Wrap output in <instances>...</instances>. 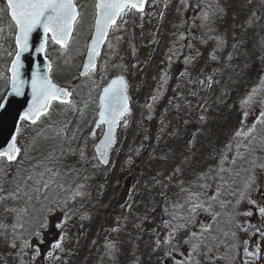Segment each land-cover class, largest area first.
Returning <instances> with one entry per match:
<instances>
[{
	"label": "snow or ice",
	"instance_id": "1",
	"mask_svg": "<svg viewBox=\"0 0 264 264\" xmlns=\"http://www.w3.org/2000/svg\"><path fill=\"white\" fill-rule=\"evenodd\" d=\"M247 2L251 6L253 0ZM2 3L0 19L8 18L14 50L7 52L11 57L9 75L0 73L10 85L8 95L0 98V111L7 110L10 97L25 95V85L31 88V99L16 113L13 131L0 145V264H69L80 255L81 241L88 236L85 224L95 218L93 210H103L107 220L111 205L98 199L107 181L98 186L92 182L114 168L110 154L120 143L118 129H128L134 116L130 85L123 74L127 66L105 60L102 79L109 68L123 71L101 88L94 79L99 71L97 61L103 55H118L119 43L125 39L118 33L127 32L130 20L135 24L137 17L143 28L145 17L153 14L148 9L156 8L157 0H95L91 13L89 6L78 0ZM261 3L264 5V0ZM171 5L172 0H165L164 9ZM229 9L228 0H179L176 11L181 19L174 26L177 30L172 33L167 65L159 76V87L144 107L150 113L146 119L152 120L164 85L173 78L175 57L182 62L176 91L181 84L191 86L188 95L202 110L196 118L200 127L182 145L167 146L165 141L166 147L158 153L169 127L161 118L156 146L148 156L160 166L139 188L133 185V191L118 205L121 212L107 226L101 223L83 264H145L140 241L146 234L150 237L145 244L147 257L149 262L154 258L155 264H264V75L240 101V126L222 147L208 153L206 159L213 163L201 166V149L196 146L198 136L205 134L212 119L207 98L200 102L202 94L219 91L216 104L226 102L233 78L238 81L250 67L244 34L262 19L252 9L237 24V14H230ZM230 15L232 24L228 25ZM159 18L164 21V11L159 12ZM37 30L42 36L34 50L45 54L46 71L42 73L37 64L31 78L25 79L22 56L33 50L31 41ZM89 33L81 45L80 37ZM50 43L59 46L65 64L86 50L79 72L91 85L86 98L77 100L79 93L53 82L50 73L54 65L46 55ZM104 46L107 53H102ZM256 46L262 53L258 60L264 65V37ZM131 50L135 55L134 45ZM94 88L100 89L96 99L92 97ZM168 103L172 105V99ZM185 105L190 117L192 101L185 99ZM173 106L178 111L181 108L180 104ZM256 111L255 120L246 124ZM192 122L190 118L183 120L185 126ZM29 128L33 135H26ZM98 130L102 137L96 142ZM167 135L177 142L182 139L178 129ZM143 139L151 137L144 135ZM144 147L141 143L130 151L139 156ZM127 163H133L131 155ZM137 193L142 197L139 201L135 199ZM141 205L143 211L139 210ZM254 218H258L255 223ZM101 233L105 234L102 243ZM241 233L249 238L242 240ZM121 234L128 236V244L120 239Z\"/></svg>",
	"mask_w": 264,
	"mask_h": 264
},
{
	"label": "rangeland",
	"instance_id": "2",
	"mask_svg": "<svg viewBox=\"0 0 264 264\" xmlns=\"http://www.w3.org/2000/svg\"><path fill=\"white\" fill-rule=\"evenodd\" d=\"M78 2L82 5H88V11L90 13L94 11L92 6L94 5L95 0H78ZM164 2L165 0H157V7L148 9V11L153 14L151 17H145L143 28L140 27L141 22L137 17L135 24L130 20L127 25V32L118 33L125 37V39L119 43L118 55L111 57L103 55L99 59V71L96 73L94 79L96 84L100 85L101 88L110 78L123 71L122 69L109 68L107 76L102 79L101 77L104 73L103 65L105 60H109L110 63H122L127 66V70L123 71V74L130 85L129 95L132 101L134 116L131 126L128 129H118L120 143L110 154V158L114 161V168L109 171L106 177L102 175L98 180H93L92 182L94 185L98 186L99 184H104L105 180L107 181L103 190V195L98 197L102 203L111 205L108 210L107 220H104L105 213L103 210H93L95 216L94 220L91 223L86 222L85 224V227L88 229V236L86 240L81 241L84 246L80 249V255L73 258L69 264H83L84 257L88 254V246L91 240L97 239L96 234L100 229L101 223H104L105 226H107L113 217L121 212L118 205L123 203L127 195L133 191V185H136L137 188H139L143 185L145 180H148L149 176L153 174L156 168L160 166L159 162H150L148 156L152 151V147L156 146L157 142L155 137L159 134V130L162 127L160 123L161 118H163L164 123L168 124L169 127L166 130L159 147H157L158 153L160 149L166 147L165 141L167 142V146H174L178 143L182 145L187 141L188 137L200 127L196 122V118L202 110L197 106V100L188 95V89L191 86L181 84L179 92L176 91L177 84L180 83L177 76L182 62L177 61L175 57H173L171 69V75L173 78L164 85V95L156 102L154 113H151L153 119H146L150 113L144 105L150 102V96L154 94L159 87V76L167 65L166 56L168 54V48L171 46V41L173 40L172 33L177 30L174 26L179 24L181 19L180 14L176 11V6L178 5L179 0H172V5L166 10L164 9ZM228 3L230 4V14L232 12L237 14V24L241 23L250 14L252 9H254L262 19L257 26L250 28L246 34H244V39L247 40V51L250 54V58L247 60L250 67L246 74L239 78L238 81L235 77L233 78L235 82L229 85L231 91L226 98V102L220 106L216 104V97L220 95L219 91L215 93L205 92L202 94L200 102L203 103V98H207L209 106L208 110L212 119L204 129L205 134L198 136V143L196 146L201 149L200 154H204L202 158L199 155V158L202 161L201 166H204L207 163H213V161L206 159L208 153L211 152L213 148L222 147L232 136L234 130L240 126L239 122L242 112L240 101L257 85L259 77L264 75V65L258 60V57L262 55V53L256 46L257 41H259L261 37H264V29L261 28V25H264V5H262L261 0H253L251 6L248 5L247 0H228ZM160 11L165 12V19L163 22H161L159 18ZM191 15V12L187 14L189 18ZM227 24H232L231 15L229 16ZM229 31L231 32V28H229ZM240 31V29H237L238 34ZM89 35L90 33L80 37L81 45L87 42ZM153 39L158 40L159 43H150ZM113 43L116 42L113 41ZM132 45L137 49L135 55L132 54ZM13 50L14 47L8 42V40L0 41V73H3L4 76H6L4 73L6 64L2 66V62L5 61L6 63V59H11V57L7 55V52ZM108 51L109 50L105 46L103 53H107ZM85 53L86 50L82 55H73L69 59V62L65 64V57L61 56L59 47L50 44L48 46V57L54 65L51 74L52 79L60 84V86L68 87L69 90L72 91H74L76 87H80L83 90H86L85 96H87L88 90L91 87L90 83L86 82L83 77L78 80L81 69L80 66L83 63ZM243 59L244 58H242L241 62H243ZM201 63H203V61H201ZM6 84V80L3 79V77H0V86H2L0 88V95L5 90ZM99 90L100 89L98 88L93 89V99L97 98ZM75 98L80 100L81 95H77ZM169 99H172V105H169ZM185 99L192 101L194 110L190 117L188 115L187 106L185 105ZM175 104L181 105L179 111L173 106ZM93 107L95 106L93 105ZM166 108L168 109L167 112H165ZM227 114L229 115L227 116ZM256 115H258V111L250 115L245 123L251 125L253 120H255ZM186 118H190L193 122L185 126L183 120ZM73 119H75V117H73ZM225 120L226 122H224ZM89 127H91V125ZM177 129L180 131L182 137L179 142L175 139H171L167 135V132ZM145 130L147 131L145 132ZM100 134L101 133L97 134V141L100 138ZM26 135L30 136V129L27 131ZM144 135H149L151 139L145 141L143 139ZM21 139H23V137ZM92 143L93 142L90 140V151ZM141 143H143L145 147L141 149V155L136 156L135 152L130 151V149L134 150L139 148ZM129 155L133 157V163L131 164L127 163ZM138 181L139 184H137ZM261 182L264 183V175H261ZM93 196H97L95 190H93ZM135 199L139 201L142 197L137 193L135 194ZM139 210L143 211L142 205L139 207ZM159 222L160 218L157 214L156 223L158 224ZM146 227H155V225H146ZM128 231L132 232L131 226H129ZM132 234L134 236L135 232ZM104 235V233L100 234L99 239L101 243L103 242ZM51 238L52 234H49V239ZM73 239H75V237H73ZM120 239L128 244L129 238L126 234H121ZM149 239V235L146 234L143 240L140 241V251L145 254V264H155L154 258L149 262L147 257L148 249L145 248V244L149 242ZM241 239H247V236H241ZM0 251H3V249H0ZM45 251H47V249H45ZM9 264H12V261H9ZM41 264H43V261H41ZM89 264H94V261H89Z\"/></svg>",
	"mask_w": 264,
	"mask_h": 264
},
{
	"label": "water",
	"instance_id": "3",
	"mask_svg": "<svg viewBox=\"0 0 264 264\" xmlns=\"http://www.w3.org/2000/svg\"><path fill=\"white\" fill-rule=\"evenodd\" d=\"M41 36H42L41 30H37V32L33 33L32 41H31V43L33 45V50L28 52V53H25L22 56V60H23L24 65H25L24 70H23L25 79L31 78V73L37 64L40 66V71L42 73H44L46 71L45 54L44 53H36L34 50L35 47L39 45ZM102 50H103V48H102ZM85 60H86V54H85L83 63L85 62ZM97 63H98V61H97ZM81 70L82 69H80V71ZM50 75H51V73H50ZM9 91H10V85H9V88H8L6 95H8ZM30 99H31V88L28 85H25V95L19 96V97H16V96L10 97L11 102H10L7 110L6 111H0V145H2L3 142L6 140V138L9 136V133L11 131H13L16 113L18 111H21L23 109V107H26V103Z\"/></svg>",
	"mask_w": 264,
	"mask_h": 264
},
{
	"label": "trees",
	"instance_id": "4",
	"mask_svg": "<svg viewBox=\"0 0 264 264\" xmlns=\"http://www.w3.org/2000/svg\"><path fill=\"white\" fill-rule=\"evenodd\" d=\"M0 7H3V3H2V0H0ZM8 23H9V21H8V18L7 17H4V18H2V19H0V28H3L4 29V31L3 32H0V41L1 40H8V42L14 47V44H13V39L10 37V35H9V29H8V27H7V25H8ZM4 65V61L2 62V66ZM74 76H75V74H74ZM81 77L79 76V78H78V80L80 79ZM80 86V85H79ZM2 86H0V88H1ZM4 90V89H3ZM6 90H7V84L5 85V92H6ZM4 91H3V93L0 95V98H3L4 97ZM85 91L86 90H83L82 88H80V87H76L75 89H74V92H76V93H79V95H81V98H86V93H85ZM93 107V106H92ZM229 114H230V111H229ZM229 114H227V116L229 115ZM224 117V116H223ZM222 117V118H223ZM70 118H73L72 116H71V114H70ZM93 117H92V112L91 111H89V114H88V119L89 120H91ZM217 119H220V118H217ZM179 122V121H178ZM222 122H223V120H222ZM224 122H226V120L224 121ZM30 129V128H29ZM34 133H32L31 132V129H30V135H33ZM204 154H200V156H201V158H202V156H203Z\"/></svg>",
	"mask_w": 264,
	"mask_h": 264
},
{
	"label": "flooded vegetation",
	"instance_id": "5",
	"mask_svg": "<svg viewBox=\"0 0 264 264\" xmlns=\"http://www.w3.org/2000/svg\"><path fill=\"white\" fill-rule=\"evenodd\" d=\"M7 88H8V86H7ZM6 91H7V90H6ZM5 93H6V92H5ZM257 219H258V218H254V219H253V223L257 222ZM241 236H246V235H244L243 233H241ZM247 238H249V237L247 236Z\"/></svg>",
	"mask_w": 264,
	"mask_h": 264
}]
</instances>
